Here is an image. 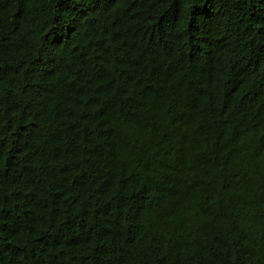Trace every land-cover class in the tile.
Segmentation results:
<instances>
[{
	"label": "trees",
	"instance_id": "obj_1",
	"mask_svg": "<svg viewBox=\"0 0 264 264\" xmlns=\"http://www.w3.org/2000/svg\"><path fill=\"white\" fill-rule=\"evenodd\" d=\"M0 264H264V0H0Z\"/></svg>",
	"mask_w": 264,
	"mask_h": 264
}]
</instances>
